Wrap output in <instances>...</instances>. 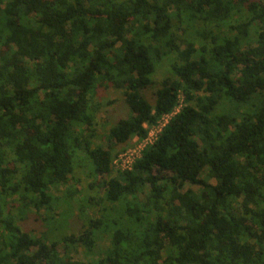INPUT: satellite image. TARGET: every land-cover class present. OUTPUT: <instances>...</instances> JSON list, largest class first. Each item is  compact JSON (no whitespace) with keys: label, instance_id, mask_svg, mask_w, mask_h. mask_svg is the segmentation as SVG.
I'll return each mask as SVG.
<instances>
[{"label":"trees","instance_id":"1","mask_svg":"<svg viewBox=\"0 0 264 264\" xmlns=\"http://www.w3.org/2000/svg\"><path fill=\"white\" fill-rule=\"evenodd\" d=\"M101 88L128 109L108 148ZM84 179L113 207L86 196L101 217L60 240L22 230L56 226ZM0 264H264V0H0Z\"/></svg>","mask_w":264,"mask_h":264},{"label":"rangeland","instance_id":"2","mask_svg":"<svg viewBox=\"0 0 264 264\" xmlns=\"http://www.w3.org/2000/svg\"><path fill=\"white\" fill-rule=\"evenodd\" d=\"M176 55H171L168 58H165V60L160 64V66L157 68L156 73L153 77V83L154 85L151 86L150 90H148L147 96L148 98L152 100V94L151 92L153 89L157 88L158 85L161 83V81L168 75H170V66L175 61ZM98 100L102 103L101 109L97 112V142L101 143L105 148H108V143L105 141L104 135L108 132L109 128L117 122L120 118L126 117L128 115V109L125 107L124 102L122 101V98L119 93H117L115 90H108L104 91L102 88L98 92L97 96ZM135 140L132 139L130 142L124 146V144L116 145L113 149L114 152H118L122 148H124V151H120V153H123L125 151H128V149L133 148L132 145H135ZM119 153V154H120ZM118 154V155H119ZM115 165V164H114ZM118 170L117 165L114 166V171L112 175H116ZM86 170L84 169V172L82 174V178L85 177ZM85 186V194L84 198L81 199L75 197V199L67 200L64 202L62 201L57 208L53 211L51 215H54L56 217L54 220H57L55 223H57L56 226H53L52 229H45L43 228L42 223L40 220H35L34 214H31V217H29L25 223L21 224L22 230H31L35 231L36 234H42L43 232H46V235L49 236L51 239L54 240H60L65 235H69L71 233H80L82 228L81 225L83 224L84 217L88 218H97L101 217L100 209L103 206H107L108 208L113 207L112 205H107L104 200H102L103 195V189H97V190H88V182L86 183V180H82V182L79 184V186H76L78 188H83ZM194 190L199 191V186L192 185L191 186ZM94 197L97 198L99 201V204L102 206H99L100 209H97L93 214H90L86 212L87 208H85V205L82 204L83 201L86 199L85 197ZM112 215L116 210H109ZM104 213V212H103ZM43 217H46L45 215ZM99 247L103 248L108 241V237L105 236V234H102L99 236ZM100 248H97L95 251V254H87L83 251V249L80 250V253L78 257L86 262L92 260L94 257H99L102 252L98 251ZM80 249V248H79Z\"/></svg>","mask_w":264,"mask_h":264},{"label":"built area","instance_id":"3","mask_svg":"<svg viewBox=\"0 0 264 264\" xmlns=\"http://www.w3.org/2000/svg\"><path fill=\"white\" fill-rule=\"evenodd\" d=\"M179 107L175 109V111L171 114L164 115L156 125L149 128L148 136L140 140L139 142L135 140V146L133 148L128 149L123 153H120L114 160V164L117 165L118 169L120 170H127L131 169L133 166L134 161L138 158L141 154V151L148 145L153 143L156 138L158 137L159 133L162 131L163 127L172 115H174L177 111H179Z\"/></svg>","mask_w":264,"mask_h":264}]
</instances>
